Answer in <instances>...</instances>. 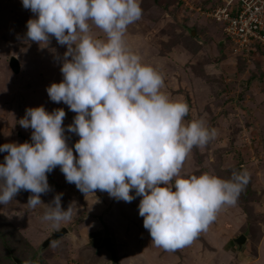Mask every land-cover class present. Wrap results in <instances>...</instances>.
<instances>
[{
    "label": "rangeland",
    "instance_id": "1",
    "mask_svg": "<svg viewBox=\"0 0 264 264\" xmlns=\"http://www.w3.org/2000/svg\"><path fill=\"white\" fill-rule=\"evenodd\" d=\"M220 1L140 0L142 15L127 26L124 41L162 74V90L189 106L185 121L203 118L216 129L207 144L193 147L181 175L209 172L229 179L234 171L247 172L248 183L235 204L223 206L190 243L168 250L152 243L143 226L142 197L125 202L99 189L84 193L57 166L47 174L50 190L40 194L41 200L49 204L63 193L61 206L71 205V218L53 227L43 219L46 206L30 207L32 193L21 189L0 204V264H16L15 259L21 264H112L110 255L101 260L87 244L94 234L111 238L119 264H133L134 257L149 264H264V49L235 55L223 24L206 13ZM31 18L34 14L21 0H0V145L31 142L33 129L19 124L28 108H63L65 128L76 115L63 102L51 101L46 91L63 79L67 46L54 36L40 43L28 40ZM89 24L93 38L106 39L102 29ZM12 57L20 63L19 73L10 68ZM65 135L74 150L79 136ZM6 155L0 153V163ZM62 228L67 234L42 249ZM241 235L246 240L239 247L234 239Z\"/></svg>",
    "mask_w": 264,
    "mask_h": 264
},
{
    "label": "clouds",
    "instance_id": "2",
    "mask_svg": "<svg viewBox=\"0 0 264 264\" xmlns=\"http://www.w3.org/2000/svg\"><path fill=\"white\" fill-rule=\"evenodd\" d=\"M21 3L34 14L26 24L28 40L40 43L54 36L67 46L63 79L46 91L51 101L63 102L76 115L65 128L63 108L26 109L19 124L33 129L31 142L0 145V153H7L0 163V204L21 189L30 191L27 204H44L43 219L58 227L71 218V205L61 206L63 193L49 204L40 194L50 190L47 174L60 166L66 181L84 193L99 189L125 202L142 197L143 226L152 243L168 250L190 243L223 206L235 204L248 183L247 172L234 171L229 179L209 172L181 175L193 147L207 144L216 129L203 118L185 121L189 106L164 92L162 74L126 46L127 26L142 15L140 0ZM89 21L106 33L105 40L89 34ZM66 131L79 136L76 155ZM100 244L91 245L105 249Z\"/></svg>",
    "mask_w": 264,
    "mask_h": 264
},
{
    "label": "built area",
    "instance_id": "3",
    "mask_svg": "<svg viewBox=\"0 0 264 264\" xmlns=\"http://www.w3.org/2000/svg\"><path fill=\"white\" fill-rule=\"evenodd\" d=\"M220 3L206 13L225 25L224 33L234 53L264 49V0H221Z\"/></svg>",
    "mask_w": 264,
    "mask_h": 264
},
{
    "label": "water",
    "instance_id": "4",
    "mask_svg": "<svg viewBox=\"0 0 264 264\" xmlns=\"http://www.w3.org/2000/svg\"><path fill=\"white\" fill-rule=\"evenodd\" d=\"M9 65H10L11 70L14 73H19V71L21 70L20 63L15 57L11 58ZM67 232L68 231L66 228H62V230L60 231H55L46 241H44V243L41 246L42 249L46 248L50 244V242H52L53 240H56L64 236L65 234H67ZM245 240H246L245 236L241 235L238 238L234 239V242L237 243L239 247H241L243 243L245 242ZM99 248H105L107 251H109L111 255L112 263L119 264V259L116 253V249L110 237L103 238ZM15 263L21 264V261L19 259H15Z\"/></svg>",
    "mask_w": 264,
    "mask_h": 264
},
{
    "label": "crops",
    "instance_id": "5",
    "mask_svg": "<svg viewBox=\"0 0 264 264\" xmlns=\"http://www.w3.org/2000/svg\"><path fill=\"white\" fill-rule=\"evenodd\" d=\"M55 45H56V43H55ZM98 238H99L98 235H93V237L91 236V238L87 244H89V246L92 247L91 244H96V242L99 241ZM146 252H148V250ZM107 255L108 254L105 251H100L101 260H103V259L105 260V258H108ZM132 261H133V264H137L138 262H139V264H149L147 260L143 261V260L138 259L137 257L132 258Z\"/></svg>",
    "mask_w": 264,
    "mask_h": 264
},
{
    "label": "trees",
    "instance_id": "6",
    "mask_svg": "<svg viewBox=\"0 0 264 264\" xmlns=\"http://www.w3.org/2000/svg\"><path fill=\"white\" fill-rule=\"evenodd\" d=\"M263 54H264V51H263ZM94 235H96V234H94ZM98 240H99V241L96 242V245H99V244L101 243V241H102V237H99ZM233 243H234V242H233ZM234 245H235V243H234Z\"/></svg>",
    "mask_w": 264,
    "mask_h": 264
},
{
    "label": "flooded vegetation",
    "instance_id": "7",
    "mask_svg": "<svg viewBox=\"0 0 264 264\" xmlns=\"http://www.w3.org/2000/svg\"><path fill=\"white\" fill-rule=\"evenodd\" d=\"M97 246V245H96ZM97 251H105L108 255H109V252L106 251L105 249H97Z\"/></svg>",
    "mask_w": 264,
    "mask_h": 264
}]
</instances>
